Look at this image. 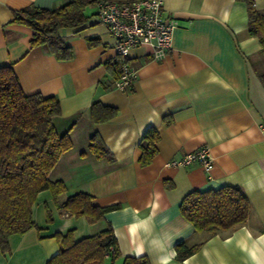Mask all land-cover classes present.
Here are the masks:
<instances>
[{
    "label": "crops",
    "instance_id": "crops-1",
    "mask_svg": "<svg viewBox=\"0 0 264 264\" xmlns=\"http://www.w3.org/2000/svg\"><path fill=\"white\" fill-rule=\"evenodd\" d=\"M64 2L0 0V66H13L26 93L58 98L53 124L72 141L48 174L65 191L57 199L49 189L38 193L36 226L8 237L0 264H47L59 251L55 233L72 230L76 241L108 226L119 254L105 264H122L128 255H145L150 264H264V84L255 69L261 44L248 33L246 2L163 0L165 16L177 20L172 46L161 60L153 59L150 46L133 47L136 79L126 90L114 86L119 58L97 4L84 8V25L60 30L74 52L70 60H57L44 45L31 47L32 27L13 21L23 8ZM254 5L264 10V0ZM96 102L116 108L114 116L93 121ZM152 126L159 132L157 152L142 166V136ZM94 134L107 156L90 152ZM201 146L213 156L210 169L198 162L166 165ZM225 185L239 186L248 197L247 222L215 234L196 231L180 211L184 196ZM78 192L91 195L94 205L117 207L94 223L65 213L61 205ZM179 241L199 248L179 260Z\"/></svg>",
    "mask_w": 264,
    "mask_h": 264
},
{
    "label": "trees",
    "instance_id": "trees-1",
    "mask_svg": "<svg viewBox=\"0 0 264 264\" xmlns=\"http://www.w3.org/2000/svg\"><path fill=\"white\" fill-rule=\"evenodd\" d=\"M100 0H66L57 8L30 6L15 12L13 21L32 27L31 47L44 45L57 60L72 59L74 52L61 37L64 28L81 27L87 21L84 8ZM247 5L248 33L256 36L261 44V63L256 72L264 84V10H258L254 0H243ZM118 65V63H117ZM116 108L98 102L91 106L95 122L114 116ZM60 113L56 96H43L39 92L26 93L11 64L0 66V248L8 249V237L22 234L36 224L32 219V206L38 193L49 189L54 199L65 191L61 180H49L48 174L60 156L72 147L68 133L59 135L53 117ZM159 132L148 128L141 143L139 163L145 166L157 152ZM89 150L101 158L108 155L102 140L94 134ZM117 205L97 206L92 196L78 192L61 205L65 213L85 216L94 223ZM182 215L198 232L215 234L231 230L247 222L250 202L239 186L225 185L218 189L193 190L181 204ZM55 236L59 251L47 264H105L119 254L111 226L79 240L72 238V230ZM199 244L188 246L184 241L175 244L176 257L183 260L195 253ZM122 264H150L145 255L125 256Z\"/></svg>",
    "mask_w": 264,
    "mask_h": 264
},
{
    "label": "built area",
    "instance_id": "built-area-1",
    "mask_svg": "<svg viewBox=\"0 0 264 264\" xmlns=\"http://www.w3.org/2000/svg\"><path fill=\"white\" fill-rule=\"evenodd\" d=\"M96 15L113 38V46L119 58V75L114 86L119 90H126L136 79V70L129 63L133 47L150 46L153 59L161 60L172 46L177 20L165 16L163 0H100ZM260 129L264 131V125H260ZM194 162L200 163L206 169L211 168L213 156L207 146L188 151L181 158L169 160L166 165L186 166Z\"/></svg>",
    "mask_w": 264,
    "mask_h": 264
}]
</instances>
